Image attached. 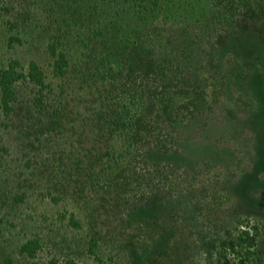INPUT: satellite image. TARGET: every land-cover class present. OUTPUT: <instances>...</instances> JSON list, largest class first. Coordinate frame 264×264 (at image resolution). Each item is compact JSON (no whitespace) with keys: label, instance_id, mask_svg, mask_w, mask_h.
Returning a JSON list of instances; mask_svg holds the SVG:
<instances>
[{"label":"trees","instance_id":"16d2710c","mask_svg":"<svg viewBox=\"0 0 264 264\" xmlns=\"http://www.w3.org/2000/svg\"><path fill=\"white\" fill-rule=\"evenodd\" d=\"M182 1L63 0L60 7L64 9L44 28L51 33L46 46L50 77L72 82L57 87L58 97H67L68 103H83L97 93L90 84V73H96L94 77L100 81L111 80L107 87L113 94L114 109L109 112L111 120L99 128H103V135L107 131L118 137L115 145L125 146L123 153L130 149L126 162L142 158L145 168V159L152 161L147 171L133 178L125 176L129 169L120 161L124 158L120 154L108 163V180L101 184H111L115 191V186L120 190L127 181V193L140 195L132 202L122 198L116 202L119 232L104 242L111 246L105 262L124 264L117 257V251H122L129 264H264V0ZM65 37L78 39L82 49L78 55L67 57V44L62 42ZM122 39L131 54L137 42L147 46L146 54L134 61L124 56L127 47L121 53L118 50ZM8 41L18 43L16 37ZM112 48L117 51V82L108 72L112 70ZM73 65L88 73L84 74L87 80L66 76L68 66ZM43 80L44 74L34 61H28L23 70L17 61L10 60L0 69V115L12 114L11 106L17 100L14 84L30 83L38 87V95L42 89L50 93ZM33 102L35 107L26 109V114L34 112L42 120L45 111L38 106L43 102L37 97ZM46 106L45 101L43 110ZM74 107L72 104L70 110ZM124 115L126 121L120 122ZM255 118L259 120L256 124L252 121ZM241 122L243 128H249L250 136L245 149L238 152L225 130L237 132ZM0 127L7 128L2 123ZM27 128L32 133L29 122ZM217 130L228 140L216 137ZM36 135L38 144H48L41 132ZM105 143L109 147L107 140ZM196 145L205 147L199 152L203 156L200 164L195 160L200 157L193 149ZM82 151L79 147L78 157L89 162V155H82ZM183 153L194 157L187 159ZM102 157L107 161L106 154ZM56 168L61 182L52 178L41 186L36 193L41 203L58 204L61 196L57 186L81 176V168H69L65 162H58ZM87 176L91 178L90 173ZM34 186L39 188L36 183ZM29 190L27 187L15 199L18 206L29 197ZM31 206L25 208V216L38 220L36 225L42 220L51 224L66 221L72 229L78 227L71 213L66 217L62 210L52 219ZM43 215L45 218L37 217ZM96 235L87 239L85 252L102 263L95 249L104 244ZM10 245L13 252L2 253L0 264H14L13 256L34 259L45 250L38 235ZM140 245L148 249L139 255L136 248ZM213 253L214 263L210 260ZM65 264L74 263L68 260Z\"/></svg>","mask_w":264,"mask_h":264},{"label":"rangeland","instance_id":"374dc122","mask_svg":"<svg viewBox=\"0 0 264 264\" xmlns=\"http://www.w3.org/2000/svg\"><path fill=\"white\" fill-rule=\"evenodd\" d=\"M196 1L191 0V4H195ZM182 2H186V0ZM62 3L63 0H0V69L5 68L10 60H15L19 63V67L25 70L27 62L30 60L34 61L44 74L43 84H48L50 87V93L46 91L48 89H42L40 95H38L36 93L38 87L32 86L30 83L14 84L13 89L17 100L11 106L12 114L7 117L0 115V123L7 126L6 129L0 127V261L2 253L13 252L10 244L13 243L15 245V240L18 241L38 235V238L43 241L45 248L34 259L13 256L14 264H65L68 260L74 264H107L104 257L111 246L106 243L109 242L108 238H112L110 236L119 232L117 229L119 210L116 202H119L120 198L126 202H132L140 195L139 193L136 195L127 193L129 191L128 187L124 186L127 181L122 183L120 190L115 186V191L111 184H101L102 181L108 180V163H112L113 156L120 154L124 157L120 161L124 163L129 158V155L126 154L130 150L128 149L126 153H123L122 151L126 147L120 144L115 145L118 137L115 135L111 136L107 131L103 135V128H99L102 122L105 123L111 120L109 112L114 109V100H112L113 94L108 91L107 85L112 81H107L108 83L100 81L96 79V76L94 77L96 73H90L93 76L90 84H93V88L97 93H94L93 98L83 103H68L67 97H58L57 95V87L61 84L67 86L70 80H66L68 82L64 83L63 78L52 79L50 77L49 63H51V60L46 52V46L51 41V33L44 30V28L50 26V20L59 16L58 14L61 13L59 11L64 9L60 7ZM2 8H6V10L4 11ZM12 37H16L18 43L9 42V38ZM62 42L67 44L65 47H67L68 58L78 55L79 51L82 50L77 45L78 39L75 37L72 40L69 37H65ZM127 44V41H123V39L119 42L118 50L120 53L121 50L127 47ZM146 47V45L137 42L134 54H131V48L127 47V50L123 51V55L130 56L134 61L136 58H141L146 54ZM110 54L109 61L111 64L109 69L112 68V70L108 72L113 77V81L117 82L118 67L116 68V62H114L116 60L115 55H117L116 49L112 48ZM75 66H68L66 76L69 79L78 77L79 80H87L84 74L88 73L83 68ZM104 66L107 69V66ZM77 72L80 73V76L79 74L77 75ZM135 79L138 83L139 79ZM91 85L89 89L92 88ZM129 88L133 92L136 90ZM36 97L43 103L46 101V104L49 105L46 106V110H43V103L38 106L41 112L45 111L48 113L46 115L43 112L44 116L39 115L42 120L34 112L26 114L25 111L26 109L32 110L33 106L35 107L33 99ZM124 102L125 106L129 107V101L125 100ZM119 103H123L122 99ZM72 104L75 107L70 110ZM57 107L58 109L54 111ZM53 111L55 114L51 115ZM122 114V112L121 114L119 112V115ZM248 114V118L251 120L250 111H248ZM126 118L124 115L119 120L120 122H125ZM241 120L243 121L244 119L242 118ZM37 121H42V124L40 125ZM252 121H255L254 124L259 122L257 118ZM28 122L32 125L33 134L27 128ZM39 125L41 128H39ZM242 125L241 122L236 126V129L239 128V132L225 130L226 133L231 135L233 143H236L238 152H241L240 149H245L246 140L250 136L248 134L249 128H243ZM226 128H231V125H227ZM38 132L43 134L42 139L47 141L48 144L45 145V142L38 144L34 140ZM214 133L221 140H228V138L226 139L227 136H220V131L217 130ZM105 140L108 141L109 147H106ZM242 142L244 144L241 146L240 143ZM112 143L113 146L110 145ZM223 143L226 142L224 141ZM91 144H94L93 147L90 146ZM79 147L83 148L82 155L86 153L89 155V162L85 163L84 159L81 158L82 156L78 157L76 152ZM87 148L90 149V152L85 150ZM193 149H196L199 153L205 150V147L196 145ZM105 154L107 155V161L104 159L106 164L102 157ZM183 154L189 159L194 157L186 155V153ZM198 155L200 157L195 160L200 164L203 156H201V153ZM141 159L139 158V161L130 160V163L126 162L124 166L129 170H125L124 174L127 178H133L140 175L145 169L146 171L148 170V165L152 161L144 158L146 160L145 163H148V165L143 168V163L140 162ZM77 161H81V163L75 166ZM58 162H65L69 168H81V176H78V178L73 176L70 180H65L61 187L57 186L58 194L61 196V201L58 204L52 205L47 200L41 203L36 197V193L41 190V186L45 185L47 181L51 182L52 178L54 182L58 179L61 182L60 177L62 175L59 169L56 168ZM160 166L164 165L160 164ZM103 171L105 172L100 174ZM88 173L91 174V178L87 176ZM80 182H82V186H80ZM35 183L39 188H35ZM27 187L32 192L28 194L29 197L24 200V203L18 206V201L15 202V199H18L23 191L26 192ZM102 190L103 193H101ZM30 203L32 204L31 207L36 209V213L42 210L48 218H55L57 213H61L62 210L66 212V217L70 213L73 214L74 219L78 222V227L72 229L65 224L66 221H53L51 224L42 220L40 226L36 225L38 220L34 221L33 218L28 219L25 216L27 206ZM45 216L37 217L41 219L45 218ZM226 223L231 224L227 221ZM227 224H225V228H230V225ZM111 228L113 230L109 232ZM94 233L97 234L96 238L101 239L98 242L104 244L100 248L95 249L96 253L101 256L102 263L93 261L92 257L85 252L87 239ZM143 244L150 245V243L145 244L144 242ZM169 245L167 244V246ZM146 249L148 248L142 245L136 248L139 255L141 251ZM110 252L112 254V251ZM117 253V257H120L124 264H129L122 251H117ZM210 260L214 263V253L211 254Z\"/></svg>","mask_w":264,"mask_h":264}]
</instances>
